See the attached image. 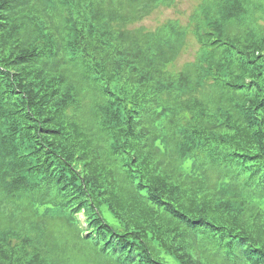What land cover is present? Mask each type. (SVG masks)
<instances>
[{"label": "trees", "instance_id": "16d2710c", "mask_svg": "<svg viewBox=\"0 0 264 264\" xmlns=\"http://www.w3.org/2000/svg\"><path fill=\"white\" fill-rule=\"evenodd\" d=\"M175 2L0 0V264H264V0Z\"/></svg>", "mask_w": 264, "mask_h": 264}, {"label": "rangeland", "instance_id": "374dc122", "mask_svg": "<svg viewBox=\"0 0 264 264\" xmlns=\"http://www.w3.org/2000/svg\"><path fill=\"white\" fill-rule=\"evenodd\" d=\"M201 2L202 0H176V2L171 6L159 7L151 16L137 23L136 26H144L149 30H154L168 19L179 20L182 24H186L191 13L199 7ZM197 46L198 45L194 40V36L189 33L185 47L187 50L177 61L178 68H180L186 60L191 59L192 54H194L197 49ZM46 232L48 233L50 239L63 242H65L69 236L63 232L58 223H52L50 221L47 223ZM168 260L171 261L172 258L168 257Z\"/></svg>", "mask_w": 264, "mask_h": 264}]
</instances>
